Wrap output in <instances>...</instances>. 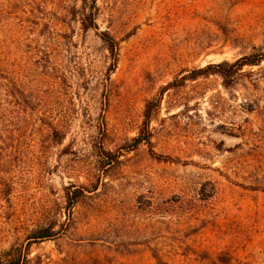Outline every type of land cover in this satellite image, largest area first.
<instances>
[{"label":"rangeland","instance_id":"rangeland-1","mask_svg":"<svg viewBox=\"0 0 264 264\" xmlns=\"http://www.w3.org/2000/svg\"><path fill=\"white\" fill-rule=\"evenodd\" d=\"M88 3L0 0V103L10 75L34 96V135L0 131V261L264 264V61L217 66L264 48V0Z\"/></svg>","mask_w":264,"mask_h":264},{"label":"trees","instance_id":"trees-1","mask_svg":"<svg viewBox=\"0 0 264 264\" xmlns=\"http://www.w3.org/2000/svg\"><path fill=\"white\" fill-rule=\"evenodd\" d=\"M95 0H91L94 2ZM90 0H84L85 6L88 5ZM89 8L88 13L85 15V20L83 21L84 29H98L95 23V7H87ZM101 40L107 45L108 50L111 55L114 57V61H117L118 57V42L107 32L97 33ZM264 61V48L263 49H255L253 53L249 55H245L234 62L225 61L223 63L218 64L217 66L222 68H227V70H223L220 72L224 80V85L226 87L230 86L233 83V76H237L245 67H254L260 66ZM12 72V70H11ZM14 74V73H13ZM3 79H7L6 77H2ZM232 78V79H230ZM10 89L6 91L2 88L1 84V103H0V131L1 136L4 135V132L7 136L11 132L16 134L19 137H24L26 134L32 136V129H29L30 123L29 110L32 108L34 96L29 93L28 89H26L21 83H19L18 79L13 75H10ZM147 118L149 115L145 114ZM33 128V127H31ZM10 130V132H9ZM42 134L46 135L48 139L53 142L62 143L66 137V129L62 126L50 124L47 125V128L42 129ZM142 142H151V134L150 132L144 131L141 135L135 140L136 146L141 144ZM100 150H103V154L106 152L104 147H100ZM86 189L76 188L71 192V189L68 188V191L65 193L66 200V209L72 210L80 201L81 197L84 195ZM56 223L55 221L46 223L42 226H37L30 233V239L35 240L36 242H41L44 240H48L50 238L58 235L56 231ZM29 255L24 254L21 249L11 250L6 252L5 255L1 258L0 264H28Z\"/></svg>","mask_w":264,"mask_h":264}]
</instances>
